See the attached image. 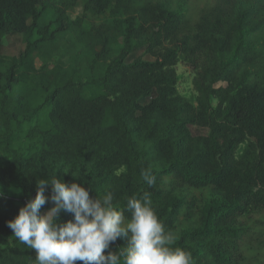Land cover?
<instances>
[{
  "label": "trees",
  "instance_id": "obj_1",
  "mask_svg": "<svg viewBox=\"0 0 264 264\" xmlns=\"http://www.w3.org/2000/svg\"><path fill=\"white\" fill-rule=\"evenodd\" d=\"M79 1L0 0V264L35 261L7 221L37 179L56 176L91 198L110 191L120 209L148 192L193 264H240L253 235L242 218L264 213V0H211L196 15L189 0H83L72 18ZM11 34L24 42L18 55L1 53ZM66 34L81 50L51 57ZM141 47L153 59L128 61ZM180 62L195 102L177 92Z\"/></svg>",
  "mask_w": 264,
  "mask_h": 264
},
{
  "label": "clouds",
  "instance_id": "obj_2",
  "mask_svg": "<svg viewBox=\"0 0 264 264\" xmlns=\"http://www.w3.org/2000/svg\"><path fill=\"white\" fill-rule=\"evenodd\" d=\"M141 178L149 187L156 183L151 169H143ZM62 212L71 213L72 219L58 223ZM7 226L16 240L34 250L35 264H193L191 253L175 246L177 236L158 218L148 192L127 198L126 208L120 209L110 191L91 198L82 183L41 178L34 198ZM121 236L127 237V246L106 253Z\"/></svg>",
  "mask_w": 264,
  "mask_h": 264
},
{
  "label": "rangeland",
  "instance_id": "obj_3",
  "mask_svg": "<svg viewBox=\"0 0 264 264\" xmlns=\"http://www.w3.org/2000/svg\"><path fill=\"white\" fill-rule=\"evenodd\" d=\"M211 0H189L191 3V10L194 15L198 12L199 6ZM83 0L79 1L77 5L70 11L69 15L72 18L82 13ZM44 15L47 21L52 19V11L47 9L44 11ZM88 22L84 26H87ZM82 48V44L77 42L71 34H66L58 39L57 46L48 48V52L52 57L54 54L56 57H61L67 61L72 55ZM24 49V42L21 35L11 34L5 39V42L1 48V53L6 55H18ZM137 57H142L145 60H152L153 58L145 52L144 47L135 49L129 56L128 61L134 60ZM36 67L42 64L40 57H36L34 60ZM177 72V92L179 95L185 97L191 102H195L196 92L193 89V72L191 69L183 64L178 63L176 66ZM154 95V93L152 94ZM150 98L141 99V103H146ZM193 135H206L208 130L204 127L189 126ZM5 192L12 195H18L19 188H4ZM242 224L249 226V232L252 233V237H246L242 245L243 260L240 264H264V213L252 212L248 216L242 218ZM123 244L127 246V237H119ZM35 264V261H32Z\"/></svg>",
  "mask_w": 264,
  "mask_h": 264
}]
</instances>
